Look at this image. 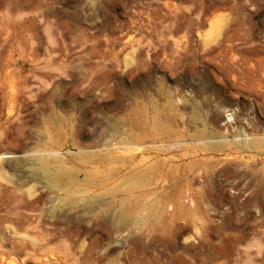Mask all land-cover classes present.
Masks as SVG:
<instances>
[{
	"label": "rangeland",
	"instance_id": "1",
	"mask_svg": "<svg viewBox=\"0 0 264 264\" xmlns=\"http://www.w3.org/2000/svg\"><path fill=\"white\" fill-rule=\"evenodd\" d=\"M0 264H264V0H0Z\"/></svg>",
	"mask_w": 264,
	"mask_h": 264
}]
</instances>
